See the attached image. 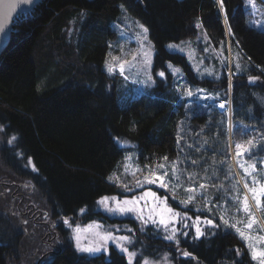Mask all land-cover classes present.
<instances>
[{"label": "trees", "instance_id": "obj_1", "mask_svg": "<svg viewBox=\"0 0 264 264\" xmlns=\"http://www.w3.org/2000/svg\"><path fill=\"white\" fill-rule=\"evenodd\" d=\"M122 6L148 29L155 50L152 73L157 79L151 93L137 95L126 107L123 102L127 84L117 77L110 81L102 69L109 43L117 37L110 24L120 15ZM247 15L242 0H224L223 13L217 0H41L29 13L16 16L9 43L0 54V123L6 126V133L14 135L17 143L12 147L11 144L5 146L4 159L11 158V151H18L14 162H3L7 171L19 173L25 181L33 184L35 194L45 203L43 206L48 216H61L68 218V222H75L77 217L80 218L77 213L83 209L81 216L84 215L85 219L81 221L95 216L121 223L123 229L121 224L118 226L123 233L117 234V238L128 234L126 230L130 229L128 237L136 246L131 264L140 263L139 253L144 254L143 258L158 255V246L169 252L167 264H174V260L177 264H189L193 254L203 264H215L217 260L233 262V256L226 258L232 252L240 254L235 259L237 264H253L246 246L234 230L230 226L224 230L219 220L222 217L227 220L236 213V203L232 199L235 190L243 193L245 186L253 197L249 189L264 185V144L259 141L262 128L258 135V132L245 130L235 123L233 153L238 157V151L241 152L246 162L242 167V163L236 161L235 172L233 169L228 172L225 119L222 122L225 130L218 134L222 144H214L215 130L212 129L208 144L201 149L204 153L193 156L197 157L196 161L203 159L195 167V173H201L200 169L204 167L203 172L214 178L217 196L214 201L222 205V211L212 208V214L207 217L206 213H196L191 208L182 210L173 200H167L162 191L154 190L151 192L158 199L152 201L150 198L148 204L162 202L154 212L148 213L145 201L139 200L136 204L147 224L129 215L112 221L104 212L94 210L103 196H115L120 201H131L136 197L127 194L132 197L127 199L122 186L117 187L108 180L110 173L118 172L125 150H133L135 162L141 167L148 165L154 173L155 167L161 164L169 167L181 158L182 146L177 144V129L184 113L181 103L173 105L175 98L168 92L170 74L166 63L183 68L185 76L195 87L226 89L227 80L215 83L196 78L184 56L166 49L168 43L195 36L198 32L194 25L196 19H199L209 43L215 47L226 45L227 29L232 48L252 65L251 71L262 76V87L244 83L243 88L246 107L253 109V105L257 106L252 103L254 97L251 95L257 91L264 96V32L248 26ZM160 72L165 73L161 77L164 85L159 79ZM235 76L234 79H243ZM233 89V104L237 107L236 84ZM206 110V107L197 105L187 128L199 131L207 121ZM253 112L257 117L260 115L257 109ZM239 133L255 137L254 144H239L241 148L237 149ZM118 141L125 143L121 145ZM244 146L251 150L242 154ZM243 169L249 171L257 183H253L249 175L245 176ZM237 174L243 181H237ZM145 192L150 190L140 193ZM167 208L179 215L173 216L166 211ZM187 213L193 218L190 220L199 223L200 230L206 233L197 239L189 230L180 228L179 251H188L190 255L178 254L176 257L172 249L166 248L168 240L154 234L158 233V227L153 225V220L161 221L167 216L171 224L183 219L188 221ZM9 215L2 213L0 217L12 222ZM206 221H213L211 227ZM190 227L196 232L192 224ZM42 236L44 234L37 232L25 235L20 226L0 227V264L33 262L36 249L43 246ZM67 241L68 248L57 253L49 264H129L127 253L111 244L107 253L101 250L98 255L84 254L78 258L72 242ZM117 242L124 244L118 239ZM138 242H142V247Z\"/></svg>", "mask_w": 264, "mask_h": 264}, {"label": "rangeland", "instance_id": "obj_2", "mask_svg": "<svg viewBox=\"0 0 264 264\" xmlns=\"http://www.w3.org/2000/svg\"><path fill=\"white\" fill-rule=\"evenodd\" d=\"M244 7L247 11V25L250 27H254L256 30H261L264 32V3L261 0H255V8L250 7L246 4L245 0H242ZM221 13L223 11L221 10ZM199 24V27L197 26ZM140 25H143L138 19L133 17L125 7H121L120 15L111 22L110 26L117 33V37L113 39L109 43V48L107 55L102 64V69L105 72L107 78L112 81L113 78L117 77L118 80H123L127 84L126 87V96L125 101L123 102L126 107L130 101L136 99L141 94H149L152 89L156 86L157 79L154 78L152 69H153V56L155 53L154 45L151 39L148 36V31L146 33L147 39H144L145 34L141 29ZM196 28L198 32L192 38H186L183 41H179L177 43H168L166 44L167 51L171 53H178L185 57L187 63L191 67L194 75L198 79H209L215 83H218L220 80H227V87H214L213 89L208 88H200L195 87L185 76V72L181 69L180 66H177L174 63H166L167 73L169 76V84H168V92H170L171 96L175 98L174 106L177 104H182V110L184 113V117L179 122L178 126V143L181 144V158L176 159L175 163L164 167L161 169L159 166L155 167V173L152 168H149L148 165L140 166L137 162H135V156L133 155V150H125L123 159L121 160V164L119 165L118 172H112L108 175V180L110 182H114L115 185L122 186L123 192L127 194H135L137 197H143L145 190L162 191V193L166 196L167 200H173L176 204V207L182 210H186L185 208H191L193 212H204L209 217L212 214V208L223 210L222 205L217 201V196H215V180L211 176L204 173V167L200 169L201 173H195V167H198L200 162L196 158H193L194 155L199 156L202 155L201 149H203L205 144H208V141L211 136L212 129L215 130V137H212L214 140V144H222L221 138L218 137V134L222 133L225 130V127L222 125V122L225 119L226 122V141L229 147V158H228V172L231 173L230 169H233L235 172V163L239 161L242 163L241 166L244 167L246 162L243 159V155H236L233 153L232 142L233 139V128L235 123L238 126H242L243 129L249 130L251 132H258L261 128L263 129V133L259 141L264 144V96L260 94V92L253 91L252 103L253 109L247 108L245 103V98L243 97L246 80L248 77H254L253 85H257V87H262L260 83H262V76L258 73L253 72L252 65L248 63L245 58L242 56L240 52H238L235 48H232L230 45L229 33L226 29V45H220L215 47L214 44H210L208 41V37H206L203 32L201 23L199 19L195 20ZM144 26V25H143ZM144 28H146L144 26ZM201 30V31H200ZM208 43V44H207ZM169 45H175V48H169ZM226 47V49L224 48ZM113 57L116 59L113 60ZM106 61L110 62L113 66L112 72L108 71V65ZM169 65L174 68L179 69V72H173ZM123 68V71L121 70ZM243 77V79H234L236 76ZM159 79L163 84L161 76ZM241 80V81H240ZM236 84V94L237 98H239L238 106L234 107L233 104V96L232 91L233 87ZM251 85V86H253ZM166 90V89H165ZM191 92L192 95L189 96L188 93ZM225 96L227 98H225ZM130 98V99H129ZM238 100V99H237ZM197 105H201L206 107L207 110V121L203 127L199 129L197 132L191 131V129L187 128L189 120L192 118L195 111V107ZM223 105V107H221ZM259 110V116L257 117L254 114L253 110ZM237 120V122H235ZM236 126V125H235ZM247 136V137H246ZM257 136V135H256ZM255 137L252 135H241L239 133L238 143L237 144H254L253 140ZM233 140V141H232ZM191 144V145H188ZM248 148L244 146L243 149ZM242 149V154L244 153ZM126 157H130V159L126 160ZM230 161V163H229ZM195 162V163H193ZM125 165L129 167L127 170L125 169ZM204 165V164H203ZM5 166V165H3ZM173 166V167H172ZM6 167V166H5ZM138 169V170H137ZM175 169V173L173 172ZM5 171L7 169L4 168ZM245 176H250L252 180H254V176L251 175L249 171L243 169ZM165 173L167 175H165ZM115 174V178L110 180L109 177ZM235 174V173H234ZM148 176L151 179H156V177L162 178L165 183V187H161L160 179H156L155 183H142V187H136V181H144V178ZM233 176V173H232ZM235 176V175H234ZM118 178V179H117ZM231 178V177H230ZM236 179L238 182L243 181L239 174L236 175ZM125 185L132 189V191H127L125 189ZM201 185H204L201 188ZM258 190V188H255ZM243 193H239L235 190L232 193V199L236 203V213L232 214L227 220L222 217L221 225L224 230L229 225H235L236 227H231L235 234L244 242L246 248L249 252V256L254 264H259L258 260L252 259V253L248 247L249 243H251L257 250L264 248V242L258 240V237L264 236V227H262L261 218L264 221V215L262 216L261 212H259V208L256 206V200L250 196L247 189L243 188ZM140 191V192H139ZM189 196H192L193 199L189 201ZM108 197H113L108 195ZM127 199L132 198L131 196L126 197ZM157 200L158 198L147 196L143 199H140L144 202V206L146 210L149 212H154L157 207L160 205V201L158 200L155 204H148L150 201ZM215 198V201H214ZM245 198H247L248 210H244V202ZM118 201H120L117 198ZM164 201L163 198H161ZM187 201V203H183ZM261 204H264V201H261ZM109 206H113L112 203H109ZM137 205H135L136 207ZM95 208L104 212L106 216L109 217L110 220L120 219L126 215H129L134 218H138L141 220L142 224H145V220L141 211H133L127 212L124 214L111 213L105 210L104 206L96 203ZM262 208V207H260ZM264 212V208L262 209ZM182 213L180 210H178ZM83 211H79L77 213L80 218H76L75 222L72 224L68 223L71 229V238L74 242L76 248V240L74 237L79 236L80 243L85 247H95L104 244L105 242L101 240V236L105 233H112L113 239H109L106 241V247L111 244L114 248L116 247V235L121 234L120 227L118 226L121 223H114L111 221L101 220L98 217L92 216L90 220L81 221L85 219V216L81 213ZM216 211H213L215 214ZM9 214H6V216ZM92 215V214H91ZM10 217V215H9ZM183 217V216H182ZM228 217V216H227ZM261 217V218H260ZM188 221L185 219L180 222H175L171 224L170 219L166 216L165 220L168 221L167 225L161 224L159 220H153V225L158 227V233H154L159 237H162L163 240H168V249H172L175 252V256L178 254L183 256L185 252L179 251V237L178 230L182 228V231L189 230V233L192 232V236H196V232L190 227L196 228L199 226V223L195 222L192 216L187 213ZM252 218L255 219V223L252 224L251 229L246 226L251 222ZM212 221V222H213ZM225 221L228 223L225 224ZM125 226H130L128 222H123ZM147 224V223H146ZM175 225H178V229H175ZM122 226V224H121ZM211 227V224H210ZM239 228L240 231L244 232L246 237H251L250 240L242 239L236 229ZM78 229V231H77ZM123 229V226H122ZM192 229V231H191ZM127 233L131 231L130 229L126 230ZM206 233V231H204ZM125 236L128 237V234L124 233ZM124 236V235H122ZM168 236H173L174 238L169 240L166 239ZM119 237V236H118ZM130 242L124 241L123 246L128 248L129 252L136 249L135 244H132L133 240L129 236ZM140 240V239H139ZM174 242L176 243L174 245ZM142 243V242H140ZM138 242V246L142 247ZM122 244V243H121ZM143 245V244H142ZM173 245V246H171ZM194 245V244H193ZM161 246H158V250H156V254L158 255H149L143 258L144 254L139 253L140 263L144 264L145 260L149 261L150 264H167L169 252L163 251L159 249ZM118 249V248H117ZM103 250V249H102ZM109 250V249H108ZM119 250V249H118ZM120 251V250H119ZM136 250L132 251L133 253ZM78 252V251H77ZM85 255H91L86 252H79ZM237 253V252H236ZM229 253L226 255V258L233 256L235 259L240 257V254L237 253ZM94 254V253H92ZM96 254V253H95ZM189 256V255H188ZM186 257V256H185ZM227 261V260H217L215 264H237L236 260ZM174 264L177 262L174 260ZM189 264H203L199 261V258L195 256V254L190 255ZM183 264V263H180Z\"/></svg>", "mask_w": 264, "mask_h": 264}, {"label": "flooded vegetation", "instance_id": "obj_3", "mask_svg": "<svg viewBox=\"0 0 264 264\" xmlns=\"http://www.w3.org/2000/svg\"><path fill=\"white\" fill-rule=\"evenodd\" d=\"M261 1L264 3V0ZM250 78L254 77H248L246 83L253 85ZM13 138H15L14 135L6 133V126L0 123V214H10V221H12H3L1 219L2 217H0V227L4 228L9 225L20 226L25 235H29L31 232L41 233V235L44 234L46 237L44 238L42 236L41 238L43 246H39L36 249V258L33 262L27 264H49L57 253L62 252L66 247L68 248L67 240L71 241L75 248L69 226L72 223L70 221L68 222L70 223L69 225L65 224V220L68 221V218L66 219L61 216L53 217L51 214L48 216L43 206L45 203L35 194L33 184L25 181L19 173L16 174L14 171L4 170L7 167L3 166V162L10 160L14 162L18 157V151L14 150L11 151V158L4 159L5 146L11 144L12 147L13 144H17L16 138ZM10 140L12 141L11 143H9ZM74 251L78 258L84 255L83 253L77 252L76 248ZM95 255H98V253L91 254L90 257ZM12 263L14 262H7V264ZM15 263L24 264L18 261H15Z\"/></svg>", "mask_w": 264, "mask_h": 264}, {"label": "snow or ice", "instance_id": "obj_4", "mask_svg": "<svg viewBox=\"0 0 264 264\" xmlns=\"http://www.w3.org/2000/svg\"><path fill=\"white\" fill-rule=\"evenodd\" d=\"M22 2L24 4H29V3H31V0H22ZM245 2H246L247 5H249L252 8L256 7L255 0H245ZM217 4L219 5L220 9L223 11L224 10V0H217ZM10 22H11V17H9V23ZM197 26L199 27V24ZM140 27L143 30V33L145 34L144 39L146 40L147 39L146 33H147L148 29L144 28L143 25H140ZM261 27H264V25H262ZM8 34H9V26H8V24H5L2 21H0V43H3L4 39L8 36ZM168 47L169 48H175L176 46L175 45H169ZM115 59L116 58L113 57V60H115ZM106 64L108 65V71L112 72L113 66L111 65V63L106 61ZM169 68L174 73L175 72H179V69L174 68L171 65H169ZM121 70L123 71V68ZM158 75L163 77L165 75V73L164 72H160V73H158ZM252 79H255V78H250V80H252ZM188 95L191 96L192 93L189 92ZM221 107H223V105H221ZM13 139H15V138H13ZM11 142L12 141L10 140L9 143H11ZM118 143L123 145V143H125V142L118 141ZM240 148H241V145L238 144L237 145V149H240ZM250 150H251L250 148L243 149V151L245 153L250 151ZM240 154H241V152L238 151L237 155L239 156ZM125 159L128 160V159H130V157H126ZM164 159L166 160L167 157H165ZM193 163H195V162H193ZM128 167H129L128 165H125V169L126 170H127ZM159 167L161 169H163L164 165L161 164V165H159ZM255 167H256V165L253 164L252 168L255 169ZM173 172L175 173V169H173ZM165 175H167V174L165 173ZM114 178H115V174H113V176L109 177L110 180H113ZM156 179H160L161 180V183H160L161 187H165L166 186L165 183L163 182L162 178L156 177ZM156 179H151L150 177L146 176L144 178L143 182L140 181V180L136 181V187H138V188L142 187V183H144V182H146V183H155ZM253 183H257V181L254 179ZM124 187H125V189L127 191H132V189L129 188L127 185H125ZM203 187H204V185H201V188H203ZM246 187H247V185H246ZM249 191L252 192L253 198L256 200L257 207H264V205L261 204V200L264 199V185H261L258 190L250 188ZM147 196L156 197V194L154 192H145L143 197H133L131 201H129V200L118 201L115 196H113V197L103 196V197L100 198V200L97 203L103 205L105 210L108 211V212L117 213V214H124V213H127V212L137 211L135 205L138 203V201L140 199H143L144 197H147ZM192 199H193V197L189 196V201H191ZM110 202L113 205L111 207L109 206ZM160 203H162V202H160ZM183 203H187V201H184ZM244 210L245 211L248 210L247 198H245ZM81 211H84V210L82 209ZM166 211L168 213H171L173 216H178L179 215L178 213H172V209H170V208H167ZM160 223L167 225L168 221L162 218ZM206 223L211 224L212 221H206ZM227 223L228 222L225 221V224H227ZM253 223H255V219L254 218H252L251 222L246 227L251 229ZM65 224H68L67 220H65ZM229 226L233 227V228L236 227L235 225H229ZM77 231H78V229H77ZM236 231L239 233V235L241 236L242 239H245V240L252 239L251 237H246L244 232L240 231L239 228H237ZM203 234L204 233L200 230V228L196 227V238L197 239L200 238ZM100 238H101L102 241L105 242L104 244H101L100 246H95V247H92V246L85 247V246H83L80 243L79 236H76V237H74V239L76 240V250L78 252H86V253L92 254V253H98V252H100L103 249V251L107 253L108 249L106 247V241L109 240V239H113L112 233H110V232L109 233H105ZM173 238H174L173 236L166 237V239H169V240H171ZM117 239H118V241H128V242H130V238L127 237V236H121V237H119ZM258 240L261 241V242H264V236L258 237ZM116 247L121 252L127 253V255L129 257V264H131V259L135 255V253L129 252L128 248L124 247L123 244H121L119 242L116 243ZM248 247H249V249H250V251L252 253V259L253 260H258L259 264H264V248H261V249L257 250V248H255L251 243H249ZM184 255L188 256L190 254L185 252ZM144 264H150V262L145 260Z\"/></svg>", "mask_w": 264, "mask_h": 264}, {"label": "water", "instance_id": "obj_5", "mask_svg": "<svg viewBox=\"0 0 264 264\" xmlns=\"http://www.w3.org/2000/svg\"><path fill=\"white\" fill-rule=\"evenodd\" d=\"M40 1L31 0V3L24 4L22 0H0V21L9 26L8 36L4 39L3 43H0V54L9 43L14 18L20 14L29 13ZM9 17H11L10 23Z\"/></svg>", "mask_w": 264, "mask_h": 264}, {"label": "crops", "instance_id": "obj_6", "mask_svg": "<svg viewBox=\"0 0 264 264\" xmlns=\"http://www.w3.org/2000/svg\"><path fill=\"white\" fill-rule=\"evenodd\" d=\"M263 205H264V204H263ZM256 206H257V205H256ZM258 208H259V210H260L259 212H261V214H262V216H263V215H264V212H263L262 209H263L264 207H262V208L258 207ZM260 218H261V217H260ZM261 220H262L261 222H263V223H262V225H263L262 227H264V221H263L262 218H261ZM236 235H237V234H236ZM237 236H238V235H237ZM239 239H240V238H239ZM240 241L244 244V242H243L241 239H240ZM244 245H245V244H244ZM245 246H246V245H245ZM250 259H251V258H250ZM251 261H252V260H251ZM252 262H253V261H252ZM253 264H254V263H253Z\"/></svg>", "mask_w": 264, "mask_h": 264}]
</instances>
